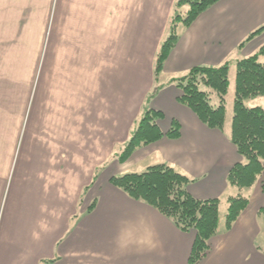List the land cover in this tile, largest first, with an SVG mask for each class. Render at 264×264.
Returning <instances> with one entry per match:
<instances>
[{
  "label": "crops",
  "instance_id": "0c3cea01",
  "mask_svg": "<svg viewBox=\"0 0 264 264\" xmlns=\"http://www.w3.org/2000/svg\"><path fill=\"white\" fill-rule=\"evenodd\" d=\"M177 1L0 0V61L8 68L0 76V264H189L196 234L182 232L110 183L114 175L145 171L113 155L130 139L145 96L155 88L158 38L166 34ZM177 26L178 42L162 72L168 85L151 108L164 112L163 131L178 119L181 136L141 147L142 158L192 179L187 188L196 199L225 204L239 194L228 173L243 157L231 130L202 123L178 101L181 90L171 81L195 66L236 67L258 54L264 0H220L189 26L182 24L181 32ZM56 29L66 35L53 36ZM56 42L59 60L51 50ZM89 42H98L102 65L95 64ZM148 52L149 61H138L139 53ZM44 88L51 96H41ZM95 121L102 122L101 135L111 145L102 166L111 164L101 177L102 166L84 157L82 145V135H94ZM262 181L252 187L248 210L233 229L211 239L213 251L200 264L263 260L256 245L264 216Z\"/></svg>",
  "mask_w": 264,
  "mask_h": 264
},
{
  "label": "trees",
  "instance_id": "16d2710c",
  "mask_svg": "<svg viewBox=\"0 0 264 264\" xmlns=\"http://www.w3.org/2000/svg\"><path fill=\"white\" fill-rule=\"evenodd\" d=\"M219 2V0H178L179 7L189 4V11L184 18L181 15L172 22V34L162 46L158 56L157 70L161 71L167 57L178 42V21L184 25L192 24L202 12ZM258 32V31H257ZM264 47L260 52L237 61L236 86L233 121L230 140L243 157L228 173L230 185L239 189L252 188L258 180L264 178V108L248 107L246 100L264 96V62L260 61ZM176 86L181 90L178 101L194 112L210 129L224 131L227 120L226 96L229 89L230 65L192 67ZM175 80V79H174ZM218 104L213 105L214 97ZM162 110L148 109L140 119L136 131L127 143V149L120 162L130 156L129 151L137 146L158 142L163 137L177 139L181 136V123L173 119L170 128L163 131L160 121L164 120ZM185 174L165 163L150 166L144 172H126L114 175L110 183L124 191L131 198L144 201L161 214L167 216L182 232L196 234L190 253V264H198L206 256L210 239L217 235L220 218L219 199H196L187 186L192 183ZM264 188V180L262 181ZM264 190V189H263ZM250 198L244 194L231 196L226 215L227 228L232 229L240 215L250 204ZM264 214V207L261 211Z\"/></svg>",
  "mask_w": 264,
  "mask_h": 264
},
{
  "label": "rangeland",
  "instance_id": "374dc122",
  "mask_svg": "<svg viewBox=\"0 0 264 264\" xmlns=\"http://www.w3.org/2000/svg\"><path fill=\"white\" fill-rule=\"evenodd\" d=\"M189 8H190L189 4H185V5L181 6V7H179L178 4H177V6H176V8H175V10L173 12V18H170L168 20L166 34H163V36L161 35L158 38V43L159 42L160 43H159L158 47L156 48V53H155L154 60H153V62H154L153 73H155V76H154L155 88H153L152 91H148V93L145 96L146 98H145V101H144L145 105L143 107V109H144L143 115H145V113H146V111L148 109H151V106L155 103V101L159 100L158 94L161 91V88H163L164 86L168 85L167 84L168 77L166 76L165 73H162L164 71L165 64H164V67H163V69L161 71L157 70L158 63H159L158 56L162 52V50H161L162 46L167 41V39L170 36V34H172V29H173L172 22L177 17V15H181V17L184 18V16L187 15L186 12L189 11ZM119 9H121L120 5L118 6V10ZM178 23H179V26L181 25V27H179V32H181L183 30V26H182L183 23H182V21H180V22L178 21ZM73 29L79 31L78 28H73ZM53 31H54V35L53 36H56V37H58V36L62 37L63 35H66L62 31V29H58V30L56 29V30H53ZM66 31H67L68 36H72V34H70L69 28H67ZM41 33L44 34V32H41ZM76 33H79V32H76ZM74 40H78V39L72 37V42ZM73 44H75V43L73 42ZM43 45H42V51L44 49ZM58 46H59V43L56 42V44H54L53 48L51 49L52 52H53L55 60H57V59L59 60V55L58 54H60V53H59V47ZM110 46H113L112 43H111ZM31 47L33 48V46H31ZM263 47H264V45L262 46V48ZM27 49H28V47L25 50H27ZM98 49H99L98 42H89V53H91L92 55H95L94 59H95V64H97V66L98 65H102L101 62H102V58H103V54H104L103 52L98 51ZM122 56H124V55H122ZM150 56H151L150 52H148L146 54L145 53H139L138 54V61L141 58H144L143 60L148 59V61H149L150 60ZM261 61L264 62V56L261 57ZM229 65H231V64L229 63ZM235 68H236L235 66H231L230 67V74H229L230 85H229V89L227 91V96H226V104L225 105L227 106V115H226L227 120H226V123H225V128L227 129V132L232 130L231 126H232V121H233V108H234L233 103H234V100H235V83H236L235 78H236V71H237V70H235ZM7 69L8 68H7L6 60L5 61L1 60L0 61V76L5 74V72L8 71ZM37 70L38 69L36 68V70L34 72L35 74H36ZM45 70L48 71L47 74H50V70H48V66L47 65L45 67ZM30 73H31L30 70H27V75H29ZM188 73L189 72H187L186 74H188ZM186 74L180 75V76H178V78L176 77V79L175 80L173 79L171 81V83H173L175 85L178 84V81L180 80V78L182 80ZM47 78H48V82L50 83L52 78H50V75ZM29 82H30V79L28 80V83ZM28 87H30V86H28ZM6 89L9 90V88H6ZM43 91L41 92V96H42V94H45L46 97L51 96V93H48L46 88H44ZM43 100L44 99H42V97H41V101H43ZM212 103H213V105H217L218 104V97L217 96L213 98ZM245 104H247L248 107H257L258 106V107H263L264 108V96L262 95L261 97L250 98L249 100H246ZM140 121H141L140 119H139L138 122L136 121L133 133L136 131ZM91 124L94 125L93 127H91L95 131V132L92 131V133L94 135H92V134L91 135L90 134L89 135L88 134L82 135L84 137V139L82 140L83 141L82 145L84 146V151L88 152V154H87L88 156L86 155L84 157H87V158L90 157V159L92 161V164H94L95 162L98 161V164L100 166H102V164H103L102 162L106 159V156L109 155V151L111 150V145L108 143L109 139H107V138L104 139V136L101 135L102 132H103L102 131V122L95 121L94 123H91ZM133 133L131 134V136L133 135ZM131 136H130V139H131ZM94 137L96 139H94ZM114 139H117V138H115V136H114ZM114 139L113 140L111 139V140L114 141V143H115ZM129 140L127 142H125V143L123 142L121 144H118L115 147L116 148L115 149L116 153H115V155H113L114 158L117 157L119 161L122 159V157H123L122 155L125 153V150L127 149V145H128L127 143L129 142ZM112 145H113V143H112ZM143 146H145V145L142 144L140 146H137L132 151L131 150L129 151V149H128V154H129L130 157L128 159H126L125 162L128 161L127 163L130 164L131 166H133L135 164L134 166H136V167L139 164H141V166L143 165V167H144V169H142V170L146 171L148 166L150 165L149 162H152L154 160V158L150 157V158H148V160L146 162L143 161L144 157L142 158V156L145 153V151H141V147H143ZM140 158H142V159L140 160ZM125 162H123V163H125ZM152 163H151V165H153ZM107 164L108 165L105 164L104 166L101 167V169H99L100 177H101V175L107 173V172H104V171L107 170V167L111 164V162L107 163ZM131 171L134 172L135 170L133 169ZM124 174H126V173H124ZM118 175H123V174H118ZM235 187L238 189L239 195L240 194H244L243 193L244 189H247V188H244L243 190H241L237 186H235ZM252 192H253L252 188H248L246 190V196L249 197L250 199H252V197H251ZM232 196H236V195H232ZM226 200H228V199H226ZM228 206H229V202H227L225 204L220 202V207H219V210H220L219 221H220V223H219L218 230H217V235H219V236H221V234H225L227 231H230V230L233 229L232 228V229L228 230V228H227L226 215L228 213ZM247 208L240 215V217H242L244 215V213L248 210ZM239 218H238V220H239ZM259 220H260V224H261V228H262L261 229L262 233L259 235V237L257 239V242H256V240H255V242H256V245L258 247V250H259L260 254H262V256H263V260L260 259L259 261H257L256 264H264V216H261ZM216 236H214V237H216ZM211 239H210V242L208 243V247L210 246L209 251L207 252L206 256H204V258L199 261L198 264H200L202 261H204V259L208 258V256L212 253L213 245L211 244ZM246 255H249V254H245L244 256L246 257ZM249 257H251V255H249ZM240 262H241V260L239 259L237 261V264H240ZM251 264H253V261L251 262Z\"/></svg>",
  "mask_w": 264,
  "mask_h": 264
}]
</instances>
